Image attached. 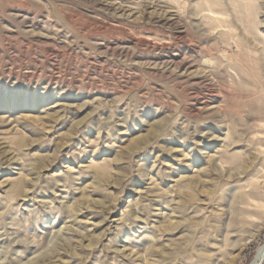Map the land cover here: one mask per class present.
Segmentation results:
<instances>
[{"label": "rangeland", "instance_id": "rangeland-1", "mask_svg": "<svg viewBox=\"0 0 264 264\" xmlns=\"http://www.w3.org/2000/svg\"><path fill=\"white\" fill-rule=\"evenodd\" d=\"M263 242L264 0H0V264Z\"/></svg>", "mask_w": 264, "mask_h": 264}, {"label": "bare ground", "instance_id": "bare-ground-1", "mask_svg": "<svg viewBox=\"0 0 264 264\" xmlns=\"http://www.w3.org/2000/svg\"><path fill=\"white\" fill-rule=\"evenodd\" d=\"M263 261H264V242L256 249L254 257L249 264H261Z\"/></svg>", "mask_w": 264, "mask_h": 264}]
</instances>
